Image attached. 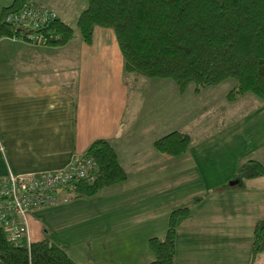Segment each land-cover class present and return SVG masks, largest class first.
Instances as JSON below:
<instances>
[{"label":"crops","instance_id":"obj_1","mask_svg":"<svg viewBox=\"0 0 264 264\" xmlns=\"http://www.w3.org/2000/svg\"><path fill=\"white\" fill-rule=\"evenodd\" d=\"M35 1L74 34L50 46L0 39V176L63 168L105 139L127 177L113 190L33 210L28 239L57 242L77 264H146L148 239L165 234L171 211L189 206L176 221L175 264H249L253 229L264 218V176L230 182L236 156L264 145V104L253 100L243 111L237 104L246 99L226 103L220 128L181 154H161L153 141L164 122L130 100L114 31L95 26L87 43L76 21L50 0ZM184 111L164 114L185 125Z\"/></svg>","mask_w":264,"mask_h":264},{"label":"trees","instance_id":"obj_2","mask_svg":"<svg viewBox=\"0 0 264 264\" xmlns=\"http://www.w3.org/2000/svg\"><path fill=\"white\" fill-rule=\"evenodd\" d=\"M86 1L76 20L82 39L89 43L95 26L111 28L125 73L152 81L168 79L180 90L193 84L196 92L230 79L232 86L226 94L229 102L252 95L264 104V0ZM30 2L40 3L12 0L1 8L0 39L21 36L5 18ZM49 28L56 35L49 40L52 45H62L74 34L72 27L57 16ZM190 144V136L177 130L153 141L155 150L164 155L181 154ZM79 155L92 158L97 170L91 177L63 186L60 195L66 201L102 189L113 190L127 177L113 146L105 139L94 140ZM259 176H264V164L247 159L238 166L230 183L242 186L244 180ZM189 212V206L170 212L165 234L148 239L152 258L146 264H175L176 221ZM261 255L264 218L253 229L250 264ZM0 264L77 263L57 242L49 238L30 241L24 228L14 232L0 222Z\"/></svg>","mask_w":264,"mask_h":264},{"label":"rangeland","instance_id":"obj_3","mask_svg":"<svg viewBox=\"0 0 264 264\" xmlns=\"http://www.w3.org/2000/svg\"><path fill=\"white\" fill-rule=\"evenodd\" d=\"M0 1V3H3L2 5H9L12 2V0ZM50 1L57 9L61 11V13H64L66 20L71 21V23L72 21L77 20L79 13L87 5L86 0ZM17 37L22 36L19 35ZM33 45L50 46L52 44L48 42L46 44L35 43ZM133 78H135V80ZM162 80L163 81H155L156 83H154L152 86H149L146 78L143 76L129 73L126 76V85H128L127 88L130 100L136 99L138 103H146L143 107L144 111L146 110L149 112L151 108L153 110V114L156 112L158 120L161 121V123L164 122L162 123L163 127L161 130H159V135L163 133L165 135V133L167 134L175 127H178V129H182V132L184 131V133L190 136L191 143L194 141L199 142L203 140L206 135L222 126L223 111L227 106H229L224 104L236 103L237 101L246 99L237 104L240 106V110L246 111L251 108L250 105L252 104L253 100H256L253 106L256 105L255 103H260V101L252 95L239 96L235 101L229 102L226 98V94L232 86L233 81L230 79L215 86L201 88L198 92L195 91V85L193 84H189L184 90H180L173 81L168 79ZM184 106L185 108H183ZM166 107L169 111L167 115H171V113H179L183 109H185L184 112L191 113L186 116L187 120L185 121H187V124L184 125L182 118L177 119L175 116H171V119H166V114H164ZM153 122L157 123V120L153 119ZM159 135L157 137H159ZM247 159H256L264 164V145L255 149L254 152H246L242 155L240 154L239 156H236V170L238 166ZM247 181L248 180H244L243 184L244 182L247 184ZM73 221H80V218L76 219L75 216ZM78 224H80V222ZM253 264H264V255H261L260 258L256 259Z\"/></svg>","mask_w":264,"mask_h":264},{"label":"built area","instance_id":"obj_4","mask_svg":"<svg viewBox=\"0 0 264 264\" xmlns=\"http://www.w3.org/2000/svg\"><path fill=\"white\" fill-rule=\"evenodd\" d=\"M56 13L48 6L30 2L20 10L6 15L16 29L32 44L48 43L55 38L50 24ZM97 170L92 158L76 154L67 166L28 174H12L0 176V222L5 229L11 231H27L28 215L40 207H48L65 202L61 196V188L72 181L91 177Z\"/></svg>","mask_w":264,"mask_h":264}]
</instances>
